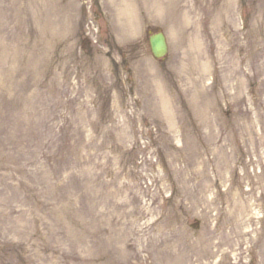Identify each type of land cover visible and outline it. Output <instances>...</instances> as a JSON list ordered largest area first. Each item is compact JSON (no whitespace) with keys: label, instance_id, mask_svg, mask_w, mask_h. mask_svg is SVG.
<instances>
[{"label":"rangeland","instance_id":"rangeland-1","mask_svg":"<svg viewBox=\"0 0 264 264\" xmlns=\"http://www.w3.org/2000/svg\"><path fill=\"white\" fill-rule=\"evenodd\" d=\"M0 264H264V0H0Z\"/></svg>","mask_w":264,"mask_h":264},{"label":"water","instance_id":"water-1","mask_svg":"<svg viewBox=\"0 0 264 264\" xmlns=\"http://www.w3.org/2000/svg\"><path fill=\"white\" fill-rule=\"evenodd\" d=\"M148 43L154 58H163L167 53V42L162 32L151 33L148 37Z\"/></svg>","mask_w":264,"mask_h":264},{"label":"bare ground","instance_id":"bare-ground-1","mask_svg":"<svg viewBox=\"0 0 264 264\" xmlns=\"http://www.w3.org/2000/svg\"><path fill=\"white\" fill-rule=\"evenodd\" d=\"M257 144V143H256Z\"/></svg>","mask_w":264,"mask_h":264}]
</instances>
